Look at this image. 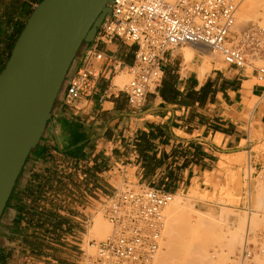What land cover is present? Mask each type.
<instances>
[{"label": "crops", "instance_id": "crops-1", "mask_svg": "<svg viewBox=\"0 0 264 264\" xmlns=\"http://www.w3.org/2000/svg\"><path fill=\"white\" fill-rule=\"evenodd\" d=\"M40 1L0 0V73ZM89 42L72 64L0 220V264H23L17 260L23 246L13 228L31 205L16 194L29 186L41 189L46 178L89 181L95 195L90 206L105 204L120 191L121 180L129 186L130 179L140 188L173 195L193 188L200 194L226 190L235 200L250 190L246 184L259 178L264 166V78L256 71L232 64L220 69L212 60L213 68L202 75L200 47L177 48L167 53L161 86L148 94L139 115L125 88L115 84L119 75H129L136 46L114 40L99 45L104 59L92 87L66 104V82L80 67ZM215 205L208 204L206 211Z\"/></svg>", "mask_w": 264, "mask_h": 264}, {"label": "built area", "instance_id": "built-area-1", "mask_svg": "<svg viewBox=\"0 0 264 264\" xmlns=\"http://www.w3.org/2000/svg\"><path fill=\"white\" fill-rule=\"evenodd\" d=\"M243 0H110L86 46L76 73L66 82V104L92 87L104 56L100 44L114 40L136 46L135 63L129 67L125 86L128 103L141 115L147 96L161 86L168 52L184 46H204L228 58L238 69L251 67L264 78V20L233 33ZM264 181V166L259 171ZM174 199L169 192L125 186L104 205L112 233L92 241L95 253L84 264H154L165 226L163 209ZM252 256L245 246L240 260Z\"/></svg>", "mask_w": 264, "mask_h": 264}, {"label": "rangeland", "instance_id": "rangeland-1", "mask_svg": "<svg viewBox=\"0 0 264 264\" xmlns=\"http://www.w3.org/2000/svg\"><path fill=\"white\" fill-rule=\"evenodd\" d=\"M245 7L246 3L243 0L237 13V21L232 28L233 33H240L249 25L264 20V10L259 16H255L251 9ZM209 51L214 62L223 58L220 69L230 66L228 58L218 52ZM254 65L264 67V60L254 62ZM248 71L252 72L253 69L248 67ZM127 76L126 83L119 86L121 89H124L131 79L128 74ZM76 178L79 180L67 176L46 178L41 189L29 186L17 191L16 197L31 205L29 211L26 209L24 212L23 222L13 228L18 236V246H23L18 261H22L23 264H84L88 257L95 253L90 243L103 241L110 236L112 226L106 219L104 202L93 201L90 206L89 197H95L94 191L89 190V181L85 183L78 176ZM127 184L136 189L142 187L134 179H130ZM246 185L250 186V190L244 191L243 197L238 196L235 200L233 192L226 190H222L220 195H217L216 191L200 194L193 188L189 192L185 190L176 194L182 196V204L186 211L176 218L175 223L188 220L191 224L190 219L195 225L196 218L198 219L196 225L201 226L203 233L198 239L207 252L208 262L204 264H243L240 258L245 246L251 248L252 256L244 264H264V209H258L256 203L257 195L264 187V181L260 178H250ZM124 187L121 180L119 189L122 190ZM174 200L175 198L173 202ZM241 200L245 201L244 206L240 203ZM214 203L216 204L213 206L214 210L206 211L208 204ZM88 206L89 214H85ZM224 209L233 212L226 221L219 219ZM238 214L246 218L242 226L236 221ZM99 215L110 227V232L106 238L87 236L94 219ZM163 239L164 237L160 249L163 247ZM234 240L236 244L232 247L231 242Z\"/></svg>", "mask_w": 264, "mask_h": 264}, {"label": "water", "instance_id": "water-1", "mask_svg": "<svg viewBox=\"0 0 264 264\" xmlns=\"http://www.w3.org/2000/svg\"><path fill=\"white\" fill-rule=\"evenodd\" d=\"M110 0H42L31 13L0 73V147L40 106L48 114L23 157L0 220L38 134L50 116L85 41Z\"/></svg>", "mask_w": 264, "mask_h": 264}, {"label": "bare ground", "instance_id": "bare-ground-1", "mask_svg": "<svg viewBox=\"0 0 264 264\" xmlns=\"http://www.w3.org/2000/svg\"><path fill=\"white\" fill-rule=\"evenodd\" d=\"M245 3L246 7L251 9L250 11H253L252 13L255 16H259L260 12L264 10V0H245ZM244 11H246V9H244ZM198 47H200L199 49H201V52L203 51V54L206 57L204 67L200 73L202 75H206L207 72L213 68V65H211L212 58H210V49L204 46ZM189 51L190 50H187L186 52L188 53ZM189 55L190 53H188V56ZM222 59L223 58L217 59L215 65L216 68L223 65ZM127 77V75H119L115 80V84L117 86H122V84L126 83ZM47 114L48 106H40L21 125L18 126L14 133L7 138L0 147V211L10 190L16 172L18 171L20 163L29 146L33 142L40 125L47 117ZM174 198V202L172 201L163 209V216L166 220V227H164L165 229L162 233L164 235L162 236V238L164 237L162 243L163 247L159 250L154 264H204V262H208L207 252L206 248L199 242L198 239L199 236H203L201 226L196 225L198 224V219L196 218V222L194 223L195 225H193L192 220L190 219L189 221L191 224L188 223V220L181 221L176 224V218L185 214L186 210L182 204V196L174 195ZM256 203L258 209H264V187L258 193ZM231 213H233L231 210L224 209L221 211L219 219L226 221ZM245 220L246 218L244 219V216L240 217L238 214L236 221L239 225L242 226ZM109 232L110 227L106 222H104L101 215H99L94 219V223L89 229L87 236H99V238H106ZM235 244V240L231 242L232 247Z\"/></svg>", "mask_w": 264, "mask_h": 264}, {"label": "trees", "instance_id": "trees-1", "mask_svg": "<svg viewBox=\"0 0 264 264\" xmlns=\"http://www.w3.org/2000/svg\"><path fill=\"white\" fill-rule=\"evenodd\" d=\"M42 1V0H41ZM40 1V2H41ZM23 31V30H22ZM14 190H15V188H14ZM14 190H13V192H12V194H11V196H10V198H9V201H8V203H7V206H6V208L8 207V205H9V203H10V201H11V199H12V196H13V194H14Z\"/></svg>", "mask_w": 264, "mask_h": 264}]
</instances>
